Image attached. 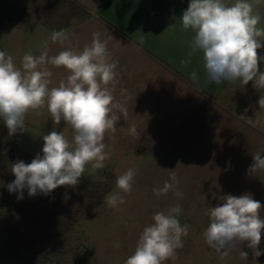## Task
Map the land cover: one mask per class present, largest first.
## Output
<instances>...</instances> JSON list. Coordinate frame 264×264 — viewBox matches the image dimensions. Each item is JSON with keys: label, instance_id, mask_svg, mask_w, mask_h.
Masks as SVG:
<instances>
[{"label": "rangeland", "instance_id": "374dc122", "mask_svg": "<svg viewBox=\"0 0 264 264\" xmlns=\"http://www.w3.org/2000/svg\"><path fill=\"white\" fill-rule=\"evenodd\" d=\"M84 9L77 0H0V50L19 65L25 52L39 55L46 44L49 56L66 47L77 49L93 24V16ZM58 30L70 34V43L51 41L52 32ZM48 67L53 72L50 87L68 75L63 68ZM114 96L125 103L128 115L117 121L115 133L105 136V150L111 154L105 167L93 169L89 164L81 177L106 182L107 175L117 178L134 169L130 194L116 185L108 193L124 197L125 203L116 207L109 206L105 197L79 191L81 185L60 186L31 197L25 189L20 200L17 193L10 194L7 185L15 179L12 164H27L43 155V136L54 129L63 131L69 141L72 132L63 120L55 125L46 106L39 115L30 111L23 131L11 136L0 120V264H124L151 217L168 213L176 204L181 205L177 218L188 226V235L182 237L184 246L176 250L177 258L165 264H264V230L259 257L245 243L221 260L203 237L208 209L220 204L223 195L251 194L261 202L264 218V170L253 175L248 171L254 154L264 157V111L248 115L231 111L230 96L219 98L226 101L223 107L214 98L196 106L193 100L198 97L192 95L134 94L130 88L125 94L118 86ZM241 116L260 123L252 127ZM133 124L137 135L130 134ZM171 170L183 196L155 195L153 189L170 181ZM240 250L248 253L247 259L241 258Z\"/></svg>", "mask_w": 264, "mask_h": 264}, {"label": "clouds", "instance_id": "9594fccd", "mask_svg": "<svg viewBox=\"0 0 264 264\" xmlns=\"http://www.w3.org/2000/svg\"><path fill=\"white\" fill-rule=\"evenodd\" d=\"M260 3L264 0H189L181 22L183 30H191L194 35L188 58L181 63H191V57L199 52L208 84L240 81L247 85L253 81L256 89L264 88V71L258 66L264 57L257 52L264 48V27L258 26L262 17L256 10ZM50 39L63 46L70 43V34L65 30L53 31ZM107 43L100 32H94L91 43L82 50L66 47L49 56L46 44L39 55L25 52L19 65L11 54L0 50V120L8 134L23 131L26 115L30 111L39 115L38 110L45 106L55 125L63 120L72 132L69 141L63 131L54 129L43 136V155L37 154L27 164L23 161L12 164L15 179L7 188L10 194L17 193L18 200L23 199L25 189L31 197L38 193L47 195L60 186L75 187L86 166L102 169L110 159V152L105 150V136L116 132L117 121L122 116L126 118L128 110L114 96L119 84V61L112 58ZM49 65L68 73L57 86L50 87L53 72ZM190 78L196 82L197 73L192 72ZM121 92L126 94L127 90ZM258 104L264 109V96ZM240 118L252 127L260 123ZM130 134H138L135 124L131 125ZM261 170L264 157L256 153L248 171L253 175ZM135 175L136 171L130 168L117 177L120 192L131 193ZM178 183L175 171L171 170L170 181L153 192L157 196L174 192L182 197L176 187ZM219 200L220 204L208 209L209 222L203 231L205 243L220 254L221 260L245 243L254 256L262 255L261 202L248 193L238 197L227 194ZM105 201L112 207L125 203L119 192L108 194ZM180 212L179 204L168 213L156 212L151 217L152 223L139 233L135 250L124 264H165L176 259V250L184 246L182 237L188 235V226H182L177 218ZM240 256L247 259L248 253L240 250Z\"/></svg>", "mask_w": 264, "mask_h": 264}, {"label": "crops", "instance_id": "0c3cea01", "mask_svg": "<svg viewBox=\"0 0 264 264\" xmlns=\"http://www.w3.org/2000/svg\"><path fill=\"white\" fill-rule=\"evenodd\" d=\"M77 3L93 16L92 27L79 39L77 50L91 43L94 32H100L108 41L112 58L119 61L118 80L129 81L119 83V89L130 88L134 94L146 91L192 95L198 97L193 100L196 106L205 104L209 97L223 107L226 101L219 98L230 96L231 111L246 115L264 111L256 109L259 104L255 103L264 96V88L256 89L253 81L247 85L240 81L208 84L199 52L191 57V63H181L188 58L194 35L191 30H183L181 22L189 0H77ZM256 10L262 17L258 26L264 27V3L258 4ZM257 52L264 57V48ZM258 66L264 71V60ZM192 72L197 73L196 82L190 78ZM254 117L260 119L261 115Z\"/></svg>", "mask_w": 264, "mask_h": 264}, {"label": "trees", "instance_id": "16d2710c", "mask_svg": "<svg viewBox=\"0 0 264 264\" xmlns=\"http://www.w3.org/2000/svg\"><path fill=\"white\" fill-rule=\"evenodd\" d=\"M109 179L106 182L97 181L90 177H80L79 183L77 185H81V192L90 193L93 197L102 199L108 195L111 189L116 185L117 178L112 175H107Z\"/></svg>", "mask_w": 264, "mask_h": 264}]
</instances>
